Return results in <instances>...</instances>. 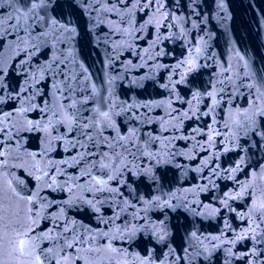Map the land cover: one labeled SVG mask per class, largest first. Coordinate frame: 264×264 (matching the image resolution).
Segmentation results:
<instances>
[{"label": "water", "instance_id": "water-1", "mask_svg": "<svg viewBox=\"0 0 264 264\" xmlns=\"http://www.w3.org/2000/svg\"><path fill=\"white\" fill-rule=\"evenodd\" d=\"M0 129V264H264V0H0Z\"/></svg>", "mask_w": 264, "mask_h": 264}, {"label": "snow or ice", "instance_id": "snow-or-ice-1", "mask_svg": "<svg viewBox=\"0 0 264 264\" xmlns=\"http://www.w3.org/2000/svg\"><path fill=\"white\" fill-rule=\"evenodd\" d=\"M107 114H105V116H106ZM31 123V122H30ZM33 127H36L35 125L33 126ZM0 131H2V129H0ZM4 155V153H2V152H0V156H3ZM37 179H42V177H37ZM109 179H111V177H109ZM98 184H102V183H105V181H100V180H98V181H96ZM14 191V190H13ZM259 207L260 208H264V203H261V204H259ZM28 242L26 241V240H24V239H21V240H19V250L23 253V251H24V248H25V246H26V244H27Z\"/></svg>", "mask_w": 264, "mask_h": 264}]
</instances>
